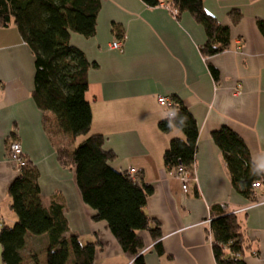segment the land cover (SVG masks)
Masks as SVG:
<instances>
[{
	"label": "crops",
	"instance_id": "obj_1",
	"mask_svg": "<svg viewBox=\"0 0 264 264\" xmlns=\"http://www.w3.org/2000/svg\"><path fill=\"white\" fill-rule=\"evenodd\" d=\"M101 2L96 36L73 34L71 42L98 66L88 73L91 134L105 137V149L116 155L114 169H135L154 189L146 212L160 224L162 237L154 241L149 232H140L145 263L217 264L213 211L224 210L238 216L248 243L240 259L264 264V183L254 201L238 194L212 138L223 127L235 131L264 175V36L258 28V21L264 20V0H205L206 11L231 29L229 49L209 58L201 52L206 30L189 13L177 19L169 8H149L142 0ZM237 13L240 19L235 22ZM114 25L125 31L123 53L111 48L117 41ZM211 66L219 71V81ZM35 75V56L17 27L0 28V233L4 225L13 227L18 221L9 197L19 173L10 145L18 141L40 172L45 206L60 198L70 234L101 243L97 264H135L136 257L125 253L108 224L92 220L95 212L82 199L75 169L59 163V148L72 151L76 143L69 147L72 136L57 117L37 107ZM160 96L180 98L199 125L188 193L165 165L171 141L184 134L159 130L160 122L168 119ZM28 242L26 254L38 252L40 246L42 252L46 244L43 236ZM2 253L0 242V264Z\"/></svg>",
	"mask_w": 264,
	"mask_h": 264
},
{
	"label": "trees",
	"instance_id": "obj_2",
	"mask_svg": "<svg viewBox=\"0 0 264 264\" xmlns=\"http://www.w3.org/2000/svg\"><path fill=\"white\" fill-rule=\"evenodd\" d=\"M149 8L168 7L180 19L189 13L207 33L202 55L209 58L226 52L231 43V29L222 25L204 7L205 0H142ZM101 0H0V28L14 24L35 56L36 75L33 99L43 112L53 113L62 130L75 139L83 138L73 151L59 148L58 161L64 168H73L84 203L94 212V222H105L118 239L126 254L136 257L135 264H146V249L140 232H149L154 241L162 237L160 224L146 212L154 189L139 173L118 171L111 166L116 155L105 149V137L91 134L93 113L86 95L89 90L88 73L97 68L85 54L72 45V35L91 39L97 34ZM236 13V12H235ZM239 13L235 17L238 22ZM264 36V20L258 21ZM117 40H125L123 28L114 25ZM211 73L219 81V71L211 66ZM173 100V117L159 124L164 134L179 130L184 138H174L164 161L170 171L183 165L191 171L198 150L200 129L198 122L182 100ZM212 138L221 149L234 190L254 201L253 185L264 183V175L244 141L235 131L223 127ZM25 166L9 189L11 209L18 221L13 227L4 225L0 233L3 264L39 262L41 254L47 264H97L99 241L84 244L79 235L70 234L65 217L66 206L56 198L49 207L44 204L40 188V172L24 153ZM213 250L217 264H246L242 255L248 248L244 231L236 214L224 210L213 211ZM45 237L42 252H30L28 239ZM156 248L162 253L161 244Z\"/></svg>",
	"mask_w": 264,
	"mask_h": 264
},
{
	"label": "built area",
	"instance_id": "obj_3",
	"mask_svg": "<svg viewBox=\"0 0 264 264\" xmlns=\"http://www.w3.org/2000/svg\"><path fill=\"white\" fill-rule=\"evenodd\" d=\"M168 8V7H167ZM177 12H175L176 14ZM124 41L125 40H117L115 41L111 48L113 50H117L121 53L124 51ZM158 103L160 106L164 107L168 111V118L173 117V100L171 97H165V96H160L158 98ZM10 153H11V160L12 162L16 165L18 170H20L21 167L25 166L26 160L24 158V151L22 148V145L18 141H14L10 145ZM130 173L132 175H136L137 170L131 169ZM172 176L178 180L181 185L184 193H188L189 190V184L191 181L190 173L189 171L186 170V168L183 165L178 166L174 170L171 171ZM263 187L262 182H257L253 185V188L256 190H259ZM235 258H240V255H236Z\"/></svg>",
	"mask_w": 264,
	"mask_h": 264
},
{
	"label": "rangeland",
	"instance_id": "obj_4",
	"mask_svg": "<svg viewBox=\"0 0 264 264\" xmlns=\"http://www.w3.org/2000/svg\"><path fill=\"white\" fill-rule=\"evenodd\" d=\"M83 138H78V139H74V137H72V141H69L70 143L68 144V146L70 147V146H72V144L73 143H76V146H73L74 148H72L73 150L74 149H76L77 147H78V143L82 140ZM81 143V142H80ZM79 143V144H80ZM70 149V148H69ZM72 150V151H73ZM11 154V153H10ZM82 242L84 243V244H86V243H88L87 242V240H82ZM41 247V246H40ZM40 247H38V253H40L39 251H41V249H42V247H41V249H40ZM39 259V262L38 263H34L32 260L31 261H29V262H27V264H47V259H46V256H44V259H43V256H41V257H39L38 258ZM42 260H43V263H42Z\"/></svg>",
	"mask_w": 264,
	"mask_h": 264
}]
</instances>
